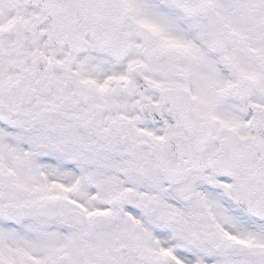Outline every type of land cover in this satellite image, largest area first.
I'll return each mask as SVG.
<instances>
[{"label": "snow or ice", "instance_id": "obj_1", "mask_svg": "<svg viewBox=\"0 0 264 264\" xmlns=\"http://www.w3.org/2000/svg\"><path fill=\"white\" fill-rule=\"evenodd\" d=\"M0 264H264V0H0Z\"/></svg>", "mask_w": 264, "mask_h": 264}]
</instances>
